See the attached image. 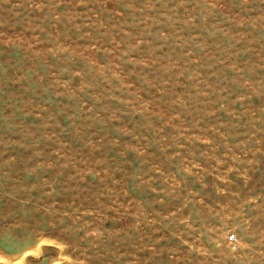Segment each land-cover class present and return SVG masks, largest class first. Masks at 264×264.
<instances>
[{
	"label": "rangeland",
	"instance_id": "rangeland-1",
	"mask_svg": "<svg viewBox=\"0 0 264 264\" xmlns=\"http://www.w3.org/2000/svg\"><path fill=\"white\" fill-rule=\"evenodd\" d=\"M0 264H264V0H0Z\"/></svg>",
	"mask_w": 264,
	"mask_h": 264
},
{
	"label": "built area",
	"instance_id": "built-area-1",
	"mask_svg": "<svg viewBox=\"0 0 264 264\" xmlns=\"http://www.w3.org/2000/svg\"><path fill=\"white\" fill-rule=\"evenodd\" d=\"M230 241H235V239L232 237V238H230Z\"/></svg>",
	"mask_w": 264,
	"mask_h": 264
}]
</instances>
